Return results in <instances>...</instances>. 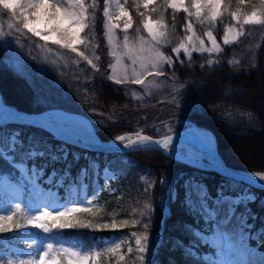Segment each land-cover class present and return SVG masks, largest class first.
<instances>
[{"label":"trees","instance_id":"trees-1","mask_svg":"<svg viewBox=\"0 0 264 264\" xmlns=\"http://www.w3.org/2000/svg\"><path fill=\"white\" fill-rule=\"evenodd\" d=\"M121 2L129 10L133 20V27L128 34L137 35L136 29L139 28L141 36L146 35L142 20L147 16L159 19L163 6V0H154L147 9L140 4L137 10L134 0ZM184 2L190 5V0ZM91 3L92 0H86V4ZM98 5L94 12V28L82 33L83 36L88 34L92 38L99 57L95 62L98 71L91 69L76 54L51 42L48 43L50 46L64 52L73 61L66 58L62 62L41 57L37 51V43H44L43 40L26 33L27 37H22L27 60L26 73L19 72L8 64L0 50V93L6 104L27 112L38 113L48 108L62 107L89 116L98 114L105 122L94 123V128L100 138L106 140L139 129L133 123L125 121V116L130 112L143 110L145 119L149 122L163 120L169 114L165 106L168 102L157 104L151 100L135 104L127 89L129 84L134 83L116 84L107 76L105 65L109 53L102 27L103 0H98ZM254 6L260 7L259 0H246L241 7L243 12L250 13ZM153 8L157 11H152ZM236 9V0H232L229 10L223 12L214 25L208 21L201 24L195 17L190 19L199 34L211 29L222 43L225 27L235 25L240 28L229 15V12ZM89 11L91 13L93 10L90 8ZM140 13L144 15L141 16ZM163 16L170 36L181 37L186 33L184 27L189 18L183 11H175L173 19V9L167 8ZM242 31L244 34L235 43L221 44L223 51L211 55L193 51L191 59L181 52L178 57H174L173 65H166L163 71L179 86L176 97L182 116L212 130L217 152L224 162L234 168L264 172V25H244ZM77 60L79 63H74ZM210 60L218 63L209 65ZM147 132L152 136L158 135L152 130ZM14 134L25 142V147L35 138L40 142V147L49 146L67 153L66 161L56 163L47 157L34 162L24 160L25 193L29 185H41L42 190L53 188L55 201L63 203L58 210L85 207L88 206V201H92L95 215L76 213L79 219L90 220L93 224H112L115 219L118 226L121 221L128 220L129 225L115 230L78 227L51 234L27 227L18 232L0 234V264H7L9 260L28 259L30 255L26 249H37V241L45 236L76 240L86 248L102 252L100 264H141L131 233H143L144 224H148L149 248L144 264H206L202 254L213 248V245L195 230L201 229V220L195 218L185 201L186 185L190 179L205 186L209 199L252 193L253 198L247 202L254 214L250 219L255 223L264 220V188H256L215 171L171 159L157 148L122 152L88 150L59 140L38 126L18 122L0 123V138H10ZM15 159L17 162L22 159L20 149H17ZM93 159L96 160L98 169L97 192L77 203L73 201V194L66 190L65 185L69 178L74 179L82 169H86ZM30 168L32 171H29ZM104 168L110 170L108 176L101 175ZM20 169L13 163L0 159V176L6 175L16 181ZM36 169H39L38 173ZM16 204H22L23 212L36 213L27 205L26 198H21ZM145 205H151V208L148 209ZM44 207L57 210L53 204L41 208ZM141 212L145 213L143 217ZM132 220H140L141 223L132 226ZM260 224L264 230V222ZM25 233L31 234V238L26 239ZM118 233H122L127 240L122 243L119 253L109 255L105 251L109 247L105 240ZM13 242L23 247L19 255L12 248ZM28 244L34 247L30 249ZM52 244L57 247V243ZM248 246L264 253V237L261 232L255 237L248 236ZM129 247L133 248L132 253L128 252ZM120 255L124 256L123 261L119 259Z\"/></svg>","mask_w":264,"mask_h":264},{"label":"snow or ice","instance_id":"snow-or-ice-1","mask_svg":"<svg viewBox=\"0 0 264 264\" xmlns=\"http://www.w3.org/2000/svg\"><path fill=\"white\" fill-rule=\"evenodd\" d=\"M134 2L138 10L140 4H143V7L147 9L153 0H134ZM112 3L113 0H104L102 13L104 23L102 27L107 44L112 49L109 54L116 59V64L109 65L114 73L109 79L116 84L131 82L144 86L146 89L151 88L155 85V81H149L146 84L145 81L147 78L163 76L165 75L163 71L164 65H173L172 58L166 56L160 50L161 47L165 46V39L167 37L168 26L163 16V12L167 8L173 9V19H175V11L177 10L183 11L189 18L185 24L184 31L186 33L190 32L191 35H186L184 41H181L178 47L172 49L177 54V57L181 50H183L189 59H191L193 51L199 53L207 52L209 55L223 51L211 30L206 32L211 47H206L205 41L196 36L190 18L195 17L201 24L208 21L214 25L217 19L223 15V12L229 10L232 0H190V5H186L184 0H163L159 19L155 22L150 18L142 20L143 28L147 31L150 40H146L139 34V28L136 29L137 36L135 40L130 38L128 32L133 27L132 17L129 11L119 3V0H115L118 11L117 19L124 20L122 44L118 42V37L116 36V29H120L121 26L118 23H112L114 15L110 11ZM245 3L246 0H236L237 9L229 12V15L236 24L240 25V28H236L235 25L225 27L222 38L224 45L235 43L244 34L242 31L244 25H264V0H259L260 7L256 8L254 6L250 13L242 11L241 6L245 5ZM98 6V0H92L91 4H86V0H0V7L10 13L13 20H15L17 14L20 17L19 23L14 22L8 25L10 29L14 28L18 33H23L26 30L27 33L39 37L45 42L40 46L41 49L49 53L52 52V49L47 47L48 42L74 53L80 60L85 61L91 69L97 71L99 70L97 63H94V60L89 58V55H86L90 47H93L92 38L88 34L82 37L81 33H84L86 29L94 28V12ZM90 8L93 10L91 13L89 11ZM152 11L155 12L157 9L153 8ZM140 15L143 16L144 14L140 13ZM41 20L48 25L47 28L41 30L32 26ZM4 35L6 33L3 31V28H0V37ZM95 47H98V45H95ZM117 48H122V52L118 53ZM92 55L95 60H99V57L95 56V53H92ZM124 58L131 61L130 76L128 74V66L122 65ZM74 63H79V60L74 61ZM181 63L183 62L181 61ZM208 63L211 65L218 63V61L210 60ZM229 63L232 62L230 61ZM117 66H121L123 73L121 76L115 75ZM137 99H142V97L137 96ZM116 140L120 142L127 140V143L123 145L125 148L153 150L152 146L154 145L168 149L172 138L165 136L160 140H156L153 137L142 134V132H137L135 138L120 135L116 137ZM24 145L25 142L21 141L19 136L15 134L10 138H0V159L6 163H13L15 167H23L24 160L34 162L36 159H43L44 157H47L53 163L59 162L60 160H67V153L57 151L55 148L49 146L40 147V142L36 141L35 138L27 143L26 147ZM17 149H20L22 152V159L19 162L15 159ZM9 157H12V160H9ZM29 171H32V169L30 168ZM36 171L38 173L39 169H36ZM259 179L264 181V175H259ZM203 200H206V197L202 198V206ZM243 202V200L240 201V203ZM87 204L88 206L85 207H72L66 208L65 210H49L48 207H44L37 210L34 214L23 212L21 206L16 204L14 210L9 209L8 214L0 215V234L18 232L20 229L27 227L39 229L43 233L51 234L78 227L92 230H115L117 227L129 225L128 220L121 221L118 226L115 219H113L112 224H93L90 220L79 219L75 215L76 213H93L94 206L92 201H88ZM145 207L150 209L151 205H145ZM204 210L207 211V208H204ZM19 213L23 214L18 215ZM144 214L141 212V217ZM93 215L95 214L93 213ZM241 218L243 219V216ZM139 223H141L140 220L131 221L132 226ZM143 227L145 229L143 233H131V236L135 239V251L139 253L138 259L141 264H144L149 252L148 224H144ZM261 236L264 237V230H261ZM27 247L31 249L34 246L28 244ZM120 247V244H115V247L109 246L105 251L109 255H114L119 253ZM133 251L132 247L128 248L129 253ZM102 255L103 253L100 251L91 248L86 249L82 246L65 247L61 244L59 247H56L52 243H47L37 255L30 256L26 260H9L7 264H100V257ZM119 259L123 261L124 256L120 255Z\"/></svg>","mask_w":264,"mask_h":264},{"label":"rangeland","instance_id":"rangeland-1","mask_svg":"<svg viewBox=\"0 0 264 264\" xmlns=\"http://www.w3.org/2000/svg\"><path fill=\"white\" fill-rule=\"evenodd\" d=\"M119 3L124 6L121 0H119ZM110 11L114 13L112 23H118L121 26L120 29H116V36L118 37V42L122 44L124 35L122 28L124 20L117 19L118 11L115 0H113ZM146 18L150 17L147 16ZM150 19L153 22L157 20L156 18ZM14 22H20L19 15L17 14L15 20H13L11 18V14L4 11L2 7H0V28H3V31L6 33V35L0 37V50H2L4 59L8 64L12 65L19 72L26 73L27 60L26 54L24 53L25 50L23 49L24 47L22 37H27V34H25L27 32L26 30H24L23 33H18L14 28L10 29L8 25ZM32 26L41 30L48 27V25H46L43 20L36 22ZM208 30L211 29H206L204 31V34L202 35L199 34L196 30L195 33L197 37L205 41L206 47H211V43L206 35V32ZM145 32L146 35H144L143 37L146 40H150V37L146 30ZM128 35L133 40H135L137 36L136 34L132 33ZM186 35H191V33H185L181 37L179 36L174 38L170 36L167 30L165 46L161 47L160 50L163 51L166 56L171 57L173 60L174 57L177 56V54L173 52L172 49L178 47L181 41H184ZM81 36L83 37L82 33ZM215 39L221 46L223 42H219L217 37H215ZM105 42L107 44L106 38ZM44 43H37V51L39 52V55H41V57L50 58L52 60H60L62 62H65L66 58H68L70 61H73V59L69 56H66L64 52L50 46L49 44L47 45V47L51 48L52 52L49 53L45 50H42L40 46ZM111 50L112 49L107 44L108 53H110ZM116 50L118 53L122 52V48H117ZM181 52H183V50H181ZM92 53H95V56H97L94 45L93 47H90V49L86 52V55H89V58H92L95 63L96 60L94 59ZM110 64H116V59L109 54L107 64L105 65L108 77L114 74L113 69L109 67ZM122 65L128 66V74L130 76L131 61L127 58H124L122 61ZM165 66L166 65H164V67ZM122 74L123 73L121 70V66H117L115 75L121 76ZM149 81H155V85L147 89L144 86L137 85L135 83L134 85L129 84L127 86L131 101L135 104H143L145 102H150L151 100H153V102L157 104L161 102H168L165 106L169 115L166 116L163 120L149 122L147 119H145V112L143 110L130 112L128 113L129 115L125 116L127 117L125 121L130 124L133 123L139 129L131 132H124L122 134H119L118 136L124 135L126 137L131 136L132 138H135V134L137 132H142V134L152 137V135L147 132L148 130H152L157 133L158 135L156 136H161L179 130L181 128L184 129L189 125L196 124L192 120L182 116V114L180 113L181 110L179 107H177L178 100L176 97V91L178 90L179 86L171 77L166 75L159 77H148L145 83L147 84ZM137 96L142 97V99H137ZM74 112L83 114V112L80 111ZM83 115L87 116L90 119L93 126L96 122H105L104 119H102L101 117L99 118L98 114H96V116H89L86 114ZM184 152L185 151L181 149L180 153L183 154ZM20 168L21 169L17 174L16 181L10 179L6 175L0 176V215L7 214L9 209L14 210L16 203L21 198H26L27 205L33 212H37V210L42 209L41 207L49 204H53L57 209L63 205L62 202L55 201V191L53 188L42 190L41 185H35L34 187L32 185H29V188L27 189L28 191L25 193L26 187L24 186L23 181L26 177V173L23 172L24 166ZM110 173V170L104 168L101 172V175L108 176ZM97 175V162L93 159L90 161L88 167L86 169H82L74 179L69 178V182L65 185V188L66 190H70V192L73 194V201L80 203L88 196L97 192ZM57 182L59 181L57 180ZM203 197H206V200H203L202 206ZM251 198H253L252 193H242L237 195H223L220 197L209 199L207 197L205 186L201 182L194 179H190L187 181L185 201L188 204L191 212L194 214L195 218L201 220V229L195 228V230L200 233L202 238H207L210 242H212L213 245V248L207 250V252L202 254L203 259L206 260V264H210L211 262L214 264H263L264 253L258 252L256 248L251 249L248 246V236L251 235L252 237H255L259 232H261L263 226L260 223L264 222V220H261L260 222L255 223L253 219H250L254 217V214L251 212L247 205L248 200H250ZM241 200H243L244 202L240 203ZM19 205L22 206V204ZM204 208H207V211H205ZM242 216L243 219L241 218ZM249 229H251V231H249ZM24 237L26 239H30L31 234L25 233ZM126 240V237L122 233H118L112 234L105 241L109 246L115 247V244L122 245V242ZM47 243H57V247L63 244V246L65 247L82 246L86 248L85 245L76 240L67 241L60 237L52 238L50 236H45L37 241V249H26V251L30 256H35L40 250L43 249V247ZM12 248L16 250L15 254L19 255L20 251H22L21 248L23 247H19L17 243L13 242ZM191 251L195 252L192 249ZM195 254L197 255L196 252Z\"/></svg>","mask_w":264,"mask_h":264},{"label":"bare ground","instance_id":"bare-ground-1","mask_svg":"<svg viewBox=\"0 0 264 264\" xmlns=\"http://www.w3.org/2000/svg\"><path fill=\"white\" fill-rule=\"evenodd\" d=\"M3 108L4 104L0 96V110ZM20 115L46 122L67 137L91 143L98 142L97 135L90 124L84 121L79 115L68 114L67 112L58 109H49L33 115H27L24 113H20ZM13 118V116L9 115L0 116V120ZM184 130L186 131V134L173 136L168 149L162 148L168 153L176 154H181L180 151L183 149L185 152L181 155L195 164L212 165L215 164V162H219V159L216 156L214 137L211 132L197 124L189 125L184 128ZM252 174L264 175V173Z\"/></svg>","mask_w":264,"mask_h":264},{"label":"water","instance_id":"water-1","mask_svg":"<svg viewBox=\"0 0 264 264\" xmlns=\"http://www.w3.org/2000/svg\"><path fill=\"white\" fill-rule=\"evenodd\" d=\"M0 96L2 98L1 93H0ZM2 101H3V99H2ZM3 104H4V108L2 110H0V116L9 115V116H13L14 118L13 119L0 120V123L18 122V123L38 126V127H41L43 129L47 130L48 132H50L52 134L53 137H55L59 140H62L66 143H69V144H72V145H75L78 147L86 148L88 150H100V151H105V152H111V151L122 152V151L135 150V148H125L123 146L124 144L127 143V140H125L123 142H118V140H116V138L106 139V140L101 139L100 136L96 133L94 126L92 125L90 119L87 116L80 114L78 112L66 110L62 107L49 108V109H58L61 111H65L68 114H72V115H79L84 121H86L90 124V126L92 127V129L94 130V132L97 135L98 142L91 143V142H86V141L79 140L76 138L67 137L65 135H62L57 129H55L51 125L47 124L46 122H43V121H40L37 119H33V118L23 117L20 115V113H24L27 115H33V114H36L37 112H27L24 110H20V109L14 107L12 105L6 104L4 101H3ZM49 109H46V110H49ZM201 127L213 134L214 142H215V148H216V138H215V135L212 132V130L208 127H205V126H201ZM178 134H186V131L183 128H181L179 130L170 132V133L165 134V135L152 136V137H153V139L160 140L165 136H170L171 138H173V136L178 135ZM152 148H157L160 151H162L165 155H167L169 158L180 160V161H182V162H184L190 166L201 168V169L212 170V171H215L216 173H219V174L234 178L236 180L242 181V182L246 183L247 185H250V186H253L256 188H264V181H261L259 179V175H255V174L253 175L252 174V173L263 174L264 172L248 171V170H243L240 168H234V167L227 165L224 162V160L222 159V157L218 154L217 148H216V156L218 157L219 162H215V164H212V165L192 163L189 160H187L186 158H184V156L181 154L166 152L161 146H155L154 145V146H152ZM212 157L215 158L214 156H212Z\"/></svg>","mask_w":264,"mask_h":264}]
</instances>
